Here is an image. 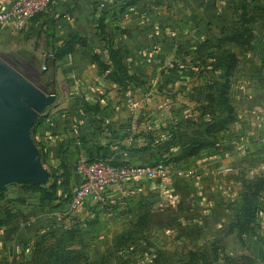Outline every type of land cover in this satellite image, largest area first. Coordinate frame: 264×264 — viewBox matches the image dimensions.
Returning <instances> with one entry per match:
<instances>
[{
	"label": "rangeland",
	"instance_id": "1",
	"mask_svg": "<svg viewBox=\"0 0 264 264\" xmlns=\"http://www.w3.org/2000/svg\"><path fill=\"white\" fill-rule=\"evenodd\" d=\"M155 3L163 8L159 12L166 13L158 33L147 38L148 48L156 53L148 61L140 86L137 78L131 80L129 97L136 118L131 138L118 146L123 150L124 144L130 148L133 143L139 147L155 141L156 148L165 144L161 163L170 168V175L116 184L104 191L101 201L72 211L69 202L81 179L77 163L84 158L60 169L56 165L60 158L49 156L32 128L30 134L52 177L42 186L55 182L56 177L57 197L52 205L41 202L40 189L17 183L4 186L0 209L8 206L18 217L0 230V264H14V255L20 257V252L28 254L22 264H34V252L13 247L16 239L25 241L26 234L36 238L32 216L39 212L69 215L73 223L77 220L73 228L79 232L75 244L79 258L70 264H217L216 251L227 254L226 264H264V248L258 259L259 253L250 246V227L246 230L238 224L234 234L233 225L234 206L243 202L241 196L252 195L257 186L264 188V178L256 174L264 166V0H193L194 5L186 10L195 33L192 37L189 30L191 37L185 39L175 37L183 27L174 16L185 22L184 11L173 5L177 0ZM24 55L0 52V59L46 93L51 86L50 70L42 69L38 60H24ZM18 58L28 64L21 66ZM65 82L60 80L63 86ZM217 118L232 121L226 129L208 131L207 124ZM132 137L139 140L132 141ZM197 141L209 145L191 154ZM156 153V149L139 152L130 164H156ZM218 154L224 158L222 166H238L237 171L224 168L206 174L209 156ZM235 187H241V192ZM20 198L29 201L26 211L17 203ZM213 198L222 204L209 208L208 213L218 212L220 217L211 214L205 219L207 200ZM28 207L33 210L25 215ZM52 223L44 218V224ZM70 223L68 219L66 227ZM218 223L225 227L220 235L210 228Z\"/></svg>",
	"mask_w": 264,
	"mask_h": 264
},
{
	"label": "crops",
	"instance_id": "2",
	"mask_svg": "<svg viewBox=\"0 0 264 264\" xmlns=\"http://www.w3.org/2000/svg\"><path fill=\"white\" fill-rule=\"evenodd\" d=\"M11 1L0 0V11ZM156 1L160 0H54L46 11L39 13L23 26L0 21V52L15 57L16 53L19 54L18 56L23 53L27 59L38 60L42 69L45 66L44 70H50L48 84L51 85L54 80L56 100L39 112L31 129L38 121L37 125L35 124L34 135L43 140L49 156L52 154L60 158L56 164L57 167L71 166L73 160L79 157L89 159L103 155L110 156L112 159L122 157L128 162L135 163V155L143 152L133 149L138 147L135 143L131 148L124 144L123 150H120L118 144L131 138L132 121L136 118L132 112L133 107L129 97L131 80L135 82L137 78V84L140 86V78L146 73L148 61L156 53L148 48L147 38H154L153 35L158 33L157 28L163 25L162 16L164 18L166 14L164 11H158L163 8L158 7ZM177 3L173 5L179 10L181 8V13L184 11L185 22L177 20V16H174L175 22L183 27V32L175 37H181L180 39L188 38L190 35L193 37L195 24L194 22L190 24L188 21L191 17L186 10L194 5L193 0H177ZM149 28L151 31L147 33ZM71 38L75 40L73 50L56 60L55 54L58 48H63ZM62 79L66 80L65 86L60 83ZM139 124L136 126L138 129ZM141 133L140 130L135 136ZM34 135L33 137L31 135L32 139ZM133 140L139 139L132 137ZM39 154L42 164L50 172L47 162L42 160L40 151ZM209 157L210 160L204 167L206 174L211 175L224 168L236 171L239 168L238 166H222L224 158L221 154ZM256 174L263 179L264 166L259 168ZM241 189V187H235L236 192H241ZM20 190L25 192L24 189ZM221 202L220 199L215 201L214 198L207 200L208 209L204 210L203 215L205 219L211 217L209 216L211 214L220 217L218 212L208 213V211H210L209 208L222 204ZM17 203H22L20 207L23 212L26 211L27 207H24L29 201L26 198H20L17 199ZM4 207L10 210L8 206ZM241 207V202L238 207L234 206V234L239 221L238 217L241 215ZM28 208L29 211L25 215L33 210ZM11 214V220L0 227V230L17 219L16 211L15 213L12 211ZM55 214L49 213L47 216L46 213H36L32 216L34 229H45L48 226L44 224V218L45 222L55 220L60 222L59 217L63 215ZM204 228H206L205 225ZM210 228L220 235L225 227L218 223ZM256 232L255 235L252 233L253 239L250 246L254 248L255 253H259L258 259H261L260 254L263 253V249H260L264 246L254 238L256 234L264 236V217L261 227H257ZM29 235L26 234L25 241L16 239L13 248H25V242L32 237ZM253 241H256V244L253 245ZM216 252L218 254L214 256V261L217 264H226L227 254ZM27 257L28 254L25 252L24 254L20 252V257L15 254L14 264H22L21 260L24 261Z\"/></svg>",
	"mask_w": 264,
	"mask_h": 264
},
{
	"label": "water",
	"instance_id": "3",
	"mask_svg": "<svg viewBox=\"0 0 264 264\" xmlns=\"http://www.w3.org/2000/svg\"><path fill=\"white\" fill-rule=\"evenodd\" d=\"M55 100L54 80L44 93L0 59V192L8 183H48L50 172L30 130L39 112Z\"/></svg>",
	"mask_w": 264,
	"mask_h": 264
},
{
	"label": "trees",
	"instance_id": "4",
	"mask_svg": "<svg viewBox=\"0 0 264 264\" xmlns=\"http://www.w3.org/2000/svg\"><path fill=\"white\" fill-rule=\"evenodd\" d=\"M241 35V34H240ZM51 33L49 36V39L51 40ZM242 37L238 36V40H240ZM75 40L71 38L70 42H68L63 48H58L55 54V59L62 57V55L68 53L69 51L73 50ZM18 57V56H16ZM232 57V56H230ZM16 60V59H15ZM24 60L28 61H35L31 58L27 59L25 57ZM17 63L21 66L23 64H28V62H23L18 58ZM22 63H21V62ZM233 62V61H232ZM30 64V63H29ZM16 69L19 73H21L17 68ZM48 69V67H47ZM23 75V73H21ZM25 76V75H24ZM50 80V78H49ZM231 110V107L229 108ZM231 118H217L214 119L211 123L207 124V130L213 131V130H219V129H226L228 125L231 123ZM38 121L35 123L37 125ZM35 124L33 126V129L35 128ZM199 142V141H197ZM155 143V141H154ZM150 143L148 146H139L134 147L133 149L135 151H148V150H157V161L158 163H161L165 158L163 156L162 148L163 147H157L156 144ZM198 146L196 149L192 150L191 154L197 152L199 149L209 145L205 142H199L197 143ZM160 151V152H159ZM41 153V149H40ZM159 153V154H158ZM155 154V155H156ZM161 154V155H160ZM100 159H111L113 161V164L115 165H124V164H130V162L126 161L125 158L118 157V158H111L110 156H99L96 158H89L86 159L87 162H93ZM164 163V162H163ZM67 165L60 167V169L66 168ZM80 175V174H79ZM81 176V175H80ZM52 178V177H51ZM55 182L49 184V185H34L30 183L22 184V187H31L34 190H39V199L44 202H47L48 204L54 205V200L56 199L55 189L53 188L54 185H57L56 183V177H54ZM81 181V179H80ZM80 184V183H79ZM29 185V186H28ZM264 187V185H263ZM261 191H264V188L261 186H257V190L252 194H247L242 196L243 202L241 207V215L238 217L239 221L238 224H241L246 230H249L248 227H250V231L255 235L256 228L261 227L263 217H264V201L261 199L264 198V195L261 194ZM0 192V200L4 197V195H1ZM56 206H53L52 209H54ZM0 210H5L4 216L1 215L0 212V227L4 226L8 221L11 220L12 214L10 210H7L5 207H2ZM238 215V214H237ZM70 225L66 227V221H68ZM74 218H71L68 216L63 217L62 220L57 221L55 220L51 225H48L45 229H39L36 230V238H31L27 240V245L25 242V248H30L31 252H34V264H70L75 260H78L79 254H78V247L75 245L77 240V233H79L76 228H73V225L77 224V220L73 223ZM79 221V220H78ZM75 227V226H74ZM256 241L264 246V236H261L259 234H256ZM253 239V238H251ZM32 259V260H33Z\"/></svg>",
	"mask_w": 264,
	"mask_h": 264
},
{
	"label": "built area",
	"instance_id": "5",
	"mask_svg": "<svg viewBox=\"0 0 264 264\" xmlns=\"http://www.w3.org/2000/svg\"><path fill=\"white\" fill-rule=\"evenodd\" d=\"M53 2L54 0H12L0 11V21L23 26L39 13L46 11ZM77 169L81 174V181L69 202L72 211L83 208L85 204L101 201L104 191L116 184H128L142 178L167 177L171 173L165 163L115 165L111 159L93 162L81 159L77 163ZM189 174L194 175V172L190 171Z\"/></svg>",
	"mask_w": 264,
	"mask_h": 264
}]
</instances>
